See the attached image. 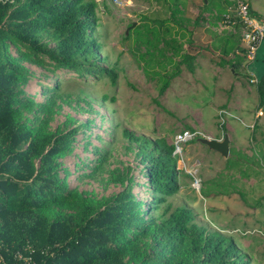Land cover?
Masks as SVG:
<instances>
[{
    "label": "trees",
    "instance_id": "trees-1",
    "mask_svg": "<svg viewBox=\"0 0 264 264\" xmlns=\"http://www.w3.org/2000/svg\"><path fill=\"white\" fill-rule=\"evenodd\" d=\"M170 1L168 16L154 19L152 26L142 16L123 37L128 41L135 34L138 55L160 82L158 95L167 91L181 66L195 71L201 50L219 49L217 64L236 71L242 59L236 51H242V56L244 52L241 28L237 23L234 32L215 29L226 13L222 0H201L196 20L207 22L202 16L205 11L214 16L209 25L216 34L209 44L187 37L191 30L184 26V2ZM106 2L0 0V264H248L231 237L199 225L191 208L168 203V197L178 191L180 170L174 145L165 137L150 140L122 129V136L136 144L145 164L149 211L129 188L105 199L84 197L66 188L54 159L72 148L71 140L84 124L53 133L34 132L19 121L20 109L34 105L22 96L21 86L33 73L20 59L51 71L73 72L83 81L108 77L115 83L114 68L96 64L102 59L94 35L97 8ZM9 43L19 48V56L8 50ZM169 66L172 71L167 70ZM255 89L257 108L264 109V73ZM229 154L226 168L237 165L238 156L247 157L231 149ZM201 193L207 195L204 190ZM72 202L79 216L66 211ZM53 207L61 209L52 213Z\"/></svg>",
    "mask_w": 264,
    "mask_h": 264
},
{
    "label": "rangeland",
    "instance_id": "rangeland-1",
    "mask_svg": "<svg viewBox=\"0 0 264 264\" xmlns=\"http://www.w3.org/2000/svg\"><path fill=\"white\" fill-rule=\"evenodd\" d=\"M181 1L184 2V16H195L190 8H201V0ZM243 1L250 2L256 14L264 13V0ZM169 4L170 0H131V4L122 7L108 0L105 5L99 3V23L94 35L100 44L98 54L102 59L96 64L102 68H114L117 74L114 84L108 77L83 81L73 72L51 71L46 66L18 57L20 63L33 73L21 86L22 96L34 101L30 108L20 109L18 119L34 132L57 133L84 124L71 140L72 148L54 159L66 188L77 195L97 199L109 198L129 188L137 199L142 200L143 208L149 211L151 192L144 177L145 164L140 160L136 144L122 136V129H129L150 140L163 136L170 143L173 135L184 129H198L212 137L225 129L226 122L233 125L232 135L240 140L247 139V136L250 139L253 137L251 132H255L257 143L251 142L255 147L249 146L248 153H244L247 157L238 156V164L231 168H226L230 154L224 158L198 139L183 144L182 158L176 157L180 170L179 188L168 197V203L172 207L184 205L191 208L199 225L231 237L245 254L248 264H264V199H261L264 195V109L258 111L261 112L259 121L245 115L234 119L227 114V120L221 126L216 116L219 109L216 105L221 98L225 100L244 89H229L224 79L221 81L226 87L221 82H216L218 87L213 86L208 76L213 63L209 58L203 62L204 59L198 57L201 68H196L193 73L181 66V73L159 96L160 82L138 55L135 34L132 33L130 40H123L130 23L136 22L137 25L141 17L146 16V23L152 26L154 19L168 16L166 5ZM213 20L214 16H209L208 23L204 21L197 29L200 41L211 39V32L206 28L213 30L210 26ZM195 42L198 43L197 40ZM8 50L19 56L20 50L13 44H8ZM206 54L212 53L207 51ZM254 62L249 64V70L259 77L261 74L256 73ZM167 70L172 71L173 66ZM247 75L242 64L238 80L246 83ZM251 89L252 93L242 101L249 111L246 115L257 110L255 85ZM247 121L251 127L245 124ZM255 124L256 129L253 130ZM35 162L39 164L40 161L36 159ZM194 177L200 179L199 192L192 186ZM202 190L207 195L203 196ZM60 209L53 207L51 212ZM66 211L79 216L74 202ZM160 212L161 209L153 211V214L157 216Z\"/></svg>",
    "mask_w": 264,
    "mask_h": 264
},
{
    "label": "crops",
    "instance_id": "crops-1",
    "mask_svg": "<svg viewBox=\"0 0 264 264\" xmlns=\"http://www.w3.org/2000/svg\"><path fill=\"white\" fill-rule=\"evenodd\" d=\"M234 3H235V0H222V2H221L222 7L224 8L223 9L224 11H227V9L230 6H233ZM247 3H249L250 8L254 12L255 9L253 8V5L250 4V2H248V1H247ZM190 10L193 13H196V15L195 16H193V15L184 16L185 17V19L183 18L184 26L188 27L187 30L188 29L191 30L192 37L193 38L195 37L196 38L195 40H197L199 44H209L212 41V37L214 36L213 34H216V32L214 31V29L212 30L210 28L209 29L206 28L207 31L211 32V39L208 40V41H203V42H202V40L200 41L199 40L200 34L197 32V29H199L203 25L204 21L202 20L201 17H200L201 19H199L198 21L196 20L200 10H197V9H194V8H190ZM207 14H208V11H205L204 13H202V16H205ZM256 15H258V14H256ZM261 15H264V13H262ZM206 17L208 18L209 16L207 15ZM189 35H190V32L188 31L187 37H189ZM201 51L198 53L197 58H196L197 68H201L199 66L200 61L198 60V57L200 58V60L204 59L203 62L205 61L206 58H209V60L211 62H213L212 64H210L211 65L210 66V71H209L210 75H209V72H208V76L211 77V79H212L213 86L214 85L217 86L216 82H218V83L221 82L223 85H224V82H225L226 85H228L227 87L229 89H233V90H239L241 88L244 89V91H242V89H241L240 91L235 92L234 95H232L230 98H226L225 100H223V98H221L222 104L220 103L221 102L220 101L218 103V105H216V108L217 109L219 108V109L226 110L229 113L230 117H232L234 119H239L242 115H245V117H247V116L250 117L251 116L252 120L257 118L258 121H259L260 117L258 116V111H262V110L260 108H257V105H256L257 110H255L253 112V114L250 113V115H246V113H249V111L246 110L247 105L244 106L242 104L243 99L247 95H250L252 93V89H251L252 84L247 82L248 80L246 81V83L245 82H240L238 80V74H239L240 69L242 68V64H243V61H244L243 56H242V51L241 52L240 51H236V53L240 57H242L240 63L238 65H236V67H235L236 71L234 70L233 67H231L229 65H219V64H217V62L220 60V59L217 58L220 55V50L219 49H217V48L213 49V52H211L212 54H206V52L208 50H205L203 53H201ZM214 54H215V56H212ZM211 56L213 57V59H210ZM229 56H232V53H230ZM262 60H264V43H262L259 46V48L257 49L256 59H255V62L253 63L256 73H260V74L264 73V62H262ZM198 62H199V64H198ZM211 71H213V72H211ZM215 72H218V73L217 74H213ZM220 76L221 77L225 76V77L220 78ZM228 78H230V80H228ZM221 79H224L225 81L223 82V81H221ZM226 85H224V86L226 87ZM243 85H246V86H243ZM218 110H216V111H218ZM216 114H217V112H216ZM248 123H250V122L247 121L245 124H248ZM248 126L251 127V124H248ZM223 131L221 133H215L214 135H212V138L221 139L223 137V134H224ZM225 131H226V134L228 135V138H229V150L231 149L230 147H232L231 151H238V152H242V153H248V151H249L248 147L249 146L250 147H255L254 145H252L253 143H251V142H253V140L255 138V132H251L253 137L251 136L250 139L247 136V139H241L240 140L239 137H235V136L232 135V133H234L233 132L234 131V127H233V125H231V123L227 124V122H226V126H225ZM250 143H251V145H250ZM255 143H257V142L255 141Z\"/></svg>",
    "mask_w": 264,
    "mask_h": 264
},
{
    "label": "built area",
    "instance_id": "built-area-1",
    "mask_svg": "<svg viewBox=\"0 0 264 264\" xmlns=\"http://www.w3.org/2000/svg\"><path fill=\"white\" fill-rule=\"evenodd\" d=\"M101 2L102 0H96ZM112 4L117 6H124L131 4V0H109ZM240 24V36L242 39V47L244 49L243 66L245 72L248 74L247 79L250 84L256 85L258 77L249 70V64L255 61L257 49L264 43V15H256L248 4L243 0H235L233 6H230L223 19L217 22L215 29L220 33L223 31L234 32V25ZM261 112H258V115ZM229 113L224 109H219L217 112L218 123L222 126L227 120ZM230 116V115H229ZM222 132V130H221ZM201 137L212 138L211 136L204 135L198 129H184L176 132L173 135V155L182 158L183 144L193 139ZM193 188L199 192L200 179L194 177L192 182Z\"/></svg>",
    "mask_w": 264,
    "mask_h": 264
},
{
    "label": "water",
    "instance_id": "water-1",
    "mask_svg": "<svg viewBox=\"0 0 264 264\" xmlns=\"http://www.w3.org/2000/svg\"><path fill=\"white\" fill-rule=\"evenodd\" d=\"M204 1L206 2V0ZM135 25L136 22H132V24L126 29L125 33L127 34L129 29L133 28ZM198 141L206 145L210 150L219 153L224 158H227L229 155V138L226 133L221 139L201 137L198 138Z\"/></svg>",
    "mask_w": 264,
    "mask_h": 264
}]
</instances>
